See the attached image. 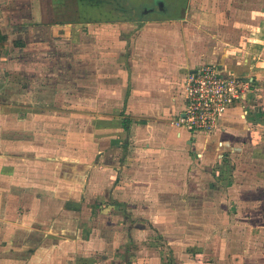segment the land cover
Instances as JSON below:
<instances>
[{
	"label": "crops",
	"instance_id": "0c3cea01",
	"mask_svg": "<svg viewBox=\"0 0 264 264\" xmlns=\"http://www.w3.org/2000/svg\"><path fill=\"white\" fill-rule=\"evenodd\" d=\"M241 4L0 0V264H264V0ZM204 64L254 82L210 135L172 124Z\"/></svg>",
	"mask_w": 264,
	"mask_h": 264
},
{
	"label": "built area",
	"instance_id": "2783aa9c",
	"mask_svg": "<svg viewBox=\"0 0 264 264\" xmlns=\"http://www.w3.org/2000/svg\"><path fill=\"white\" fill-rule=\"evenodd\" d=\"M253 79L226 75L216 64L197 66L184 80L186 104L172 122L198 134H213L230 108L243 103L252 91Z\"/></svg>",
	"mask_w": 264,
	"mask_h": 264
},
{
	"label": "rangeland",
	"instance_id": "374dc122",
	"mask_svg": "<svg viewBox=\"0 0 264 264\" xmlns=\"http://www.w3.org/2000/svg\"><path fill=\"white\" fill-rule=\"evenodd\" d=\"M157 0H155V2H156ZM254 1H260V0H252L250 3H252V2H254ZM144 1H142L141 3H130V7H132L131 9L133 10L134 8H136V9H141L142 7H143V5H145V3H143ZM228 1H226V3H227ZM149 3V2H148ZM241 5H239L238 7H239V9H240V12H237V14H236V20L240 23L241 21H243L245 18V14L250 10V7H251V4L249 3V4H247V8H245V5H244V0H241ZM246 3H248V1L246 2ZM155 4V3H154ZM164 4H165V2H164ZM147 5V4H146ZM156 5V4H155ZM160 4L158 3L157 4V7L159 6ZM152 7H154L153 5H151ZM27 13H26V12ZM21 10V13H18V11H12V14H10V16H13V17H15V16H17V18H22L23 19V21L25 20L24 18H25V16H26V18L28 19L29 17H30V19H31V17L35 20V19H37V17H35V16H32V13L30 12L31 11V9L28 11V10ZM36 11V10H35ZM17 12V13H16ZM158 14H162V13H164V12H161L160 11V9H157V11H156ZM26 19V20H27ZM7 22H9V20L7 21L6 20V18H5V16H4V14L0 11V23H2V24H7V26H8V23ZM216 22V21H215ZM10 23V22H9ZM230 23H227V22H225L224 24H223V28H224V30H225V34H227V32H228V29H230ZM237 27H238V32L236 31H234V30H232L231 32H229V38H230V40L232 39V40H234V43H232V44H236V45H240L243 41L245 42V40L246 39H244L243 40V38H247V39H249L248 37H247V35L245 34V33H243V32H239V28H240V25H238L237 24ZM11 27H8V28H6L4 31H6V32H11V37L12 38H14L15 37V33L13 32V31H15V30H13L14 28H11ZM242 31V30H241ZM240 39H242V41H240ZM4 42H6V43H4ZM4 42H0V53H5V51L7 52V53H12V51L11 50H13V52L15 51V47L14 46H11V41H4ZM238 42V43H237ZM249 43H247V45H248ZM258 45H260V44H258ZM262 45V44H261ZM263 48H264V45H263ZM16 52V51H15ZM35 95V94H34ZM221 120H222V118L220 119V123H221ZM255 222H258L257 220H255ZM257 238H261V236L260 235H257ZM263 239H264V235H263ZM264 241V240H263Z\"/></svg>",
	"mask_w": 264,
	"mask_h": 264
},
{
	"label": "trees",
	"instance_id": "16d2710c",
	"mask_svg": "<svg viewBox=\"0 0 264 264\" xmlns=\"http://www.w3.org/2000/svg\"><path fill=\"white\" fill-rule=\"evenodd\" d=\"M6 39H5V36L3 35L2 31H1V28H0V42H4Z\"/></svg>",
	"mask_w": 264,
	"mask_h": 264
}]
</instances>
